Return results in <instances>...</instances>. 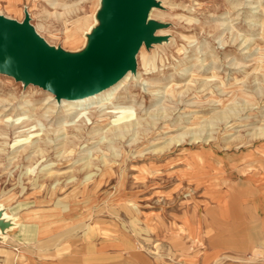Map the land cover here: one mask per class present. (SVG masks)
I'll return each mask as SVG.
<instances>
[{
	"label": "rangeland",
	"instance_id": "374dc122",
	"mask_svg": "<svg viewBox=\"0 0 264 264\" xmlns=\"http://www.w3.org/2000/svg\"><path fill=\"white\" fill-rule=\"evenodd\" d=\"M155 1L166 41L140 50L115 105L68 116L0 74V264H264L246 200L248 181L264 198V0ZM101 7L0 0V15L27 11L80 53Z\"/></svg>",
	"mask_w": 264,
	"mask_h": 264
},
{
	"label": "water",
	"instance_id": "95a60500",
	"mask_svg": "<svg viewBox=\"0 0 264 264\" xmlns=\"http://www.w3.org/2000/svg\"><path fill=\"white\" fill-rule=\"evenodd\" d=\"M101 6L99 26L80 53L49 46L27 11L19 23L0 15V74L38 86L58 102L100 94L128 74L135 75L140 50L166 41L156 33L167 25L148 21L151 10L160 5L155 0H101ZM8 227L0 213V230Z\"/></svg>",
	"mask_w": 264,
	"mask_h": 264
},
{
	"label": "bare ground",
	"instance_id": "6f19581e",
	"mask_svg": "<svg viewBox=\"0 0 264 264\" xmlns=\"http://www.w3.org/2000/svg\"><path fill=\"white\" fill-rule=\"evenodd\" d=\"M14 1L15 0H10V4L13 3ZM9 7H10L11 11H15V12L18 11L13 6L11 7V5ZM130 77H131V73L128 74L121 81H119V83L117 85L111 87L110 89H107L100 94L90 96V97H86L85 99L70 100V101L62 100L61 102H58L55 98L53 100H56L55 103L59 107H63V109L68 108L67 109V111L69 113L68 116L70 114L76 115V114L85 112L87 109H93V108L94 109H96V108L104 109L108 105H115V104H113L114 102L112 103V100L114 99L116 92L119 90V87L122 84H124L126 81H128L130 79Z\"/></svg>",
	"mask_w": 264,
	"mask_h": 264
},
{
	"label": "crops",
	"instance_id": "0c3cea01",
	"mask_svg": "<svg viewBox=\"0 0 264 264\" xmlns=\"http://www.w3.org/2000/svg\"><path fill=\"white\" fill-rule=\"evenodd\" d=\"M248 182H250V187L247 186L246 192H247V197H249V198L248 199L246 198V200H248V202L250 201L251 204H252V201H253L254 209L259 214H261V226L263 228V230H261V231L264 232V198L261 197V196H257V194H255V190H253L254 189V185L253 184H255V183H253V182L251 183V181H248ZM244 204H246V202H244ZM263 238H264V235H262L260 237L261 241H263ZM212 248L213 249H211L210 256L216 257V256H220L221 255L220 254L221 250L219 248H217V247H212Z\"/></svg>",
	"mask_w": 264,
	"mask_h": 264
}]
</instances>
